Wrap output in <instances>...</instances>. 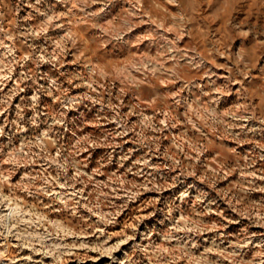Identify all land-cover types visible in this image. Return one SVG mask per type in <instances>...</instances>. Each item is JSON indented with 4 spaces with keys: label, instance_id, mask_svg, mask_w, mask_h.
Returning a JSON list of instances; mask_svg holds the SVG:
<instances>
[{
    "label": "rangeland",
    "instance_id": "374dc122",
    "mask_svg": "<svg viewBox=\"0 0 264 264\" xmlns=\"http://www.w3.org/2000/svg\"><path fill=\"white\" fill-rule=\"evenodd\" d=\"M0 264H264V0H0Z\"/></svg>",
    "mask_w": 264,
    "mask_h": 264
}]
</instances>
